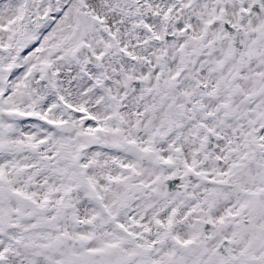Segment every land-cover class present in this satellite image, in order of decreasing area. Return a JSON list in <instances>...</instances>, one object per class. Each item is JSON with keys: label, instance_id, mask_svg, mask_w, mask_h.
Returning <instances> with one entry per match:
<instances>
[{"label": "snow or ice", "instance_id": "snow-or-ice-1", "mask_svg": "<svg viewBox=\"0 0 264 264\" xmlns=\"http://www.w3.org/2000/svg\"><path fill=\"white\" fill-rule=\"evenodd\" d=\"M0 264H264V0H0Z\"/></svg>", "mask_w": 264, "mask_h": 264}]
</instances>
